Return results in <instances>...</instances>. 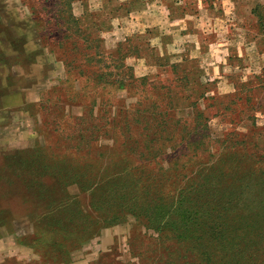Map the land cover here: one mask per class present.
Here are the masks:
<instances>
[{
  "label": "rangeland",
  "instance_id": "374dc122",
  "mask_svg": "<svg viewBox=\"0 0 264 264\" xmlns=\"http://www.w3.org/2000/svg\"><path fill=\"white\" fill-rule=\"evenodd\" d=\"M40 2L0 0V264H143L139 254L178 249L173 237L156 241L144 219L108 221L112 209L103 199L91 207L97 192L87 180L102 171L88 165L90 157L70 163L64 146L72 129L59 120L80 115L92 96L111 102L100 108L110 121L101 131L109 137L98 143L102 168L117 156L101 147L113 146L117 111L132 106L139 92L106 88L99 95L92 78L113 63L93 60L86 67V52L70 49L51 15L39 12ZM72 14L102 42L106 58L122 48L134 78L180 79L175 117L191 118L187 106L197 102L211 139L219 141L214 150L245 142L247 153L255 146L264 154V0H78ZM175 16L181 18L172 22ZM69 62L93 77L78 75ZM60 102L63 111L56 110Z\"/></svg>",
  "mask_w": 264,
  "mask_h": 264
},
{
  "label": "trees",
  "instance_id": "16d2710c",
  "mask_svg": "<svg viewBox=\"0 0 264 264\" xmlns=\"http://www.w3.org/2000/svg\"><path fill=\"white\" fill-rule=\"evenodd\" d=\"M35 1H41L39 12L51 15L58 30L63 31L62 38L70 43V49L86 52V67L93 60L109 59L113 63L95 78L90 70L73 62L67 64L78 75L87 72L88 79L93 77L99 95L106 88L129 92L131 87L139 92L132 106L125 108L123 104L117 111L115 126L111 127L116 130V137L111 138L113 146H101L103 150L113 149L117 156L102 168L97 166L105 152L98 143L101 137H109L108 132L101 131L110 121L101 115L100 108L109 107L111 102L104 96L99 100L92 96L82 104L80 115L61 116L59 120L58 125L64 126L68 120L72 129L64 146L70 163L78 157H90L88 165L102 171L98 178L89 174L87 180L95 183L97 192L95 198L90 194L91 207L103 199V204L112 209L107 213L108 221L141 218L147 230L157 233L156 241L176 239L179 248L172 252H158L152 257L139 254L143 264H264V154L258 153L255 146L247 153L245 142L238 148L230 143L232 147L214 150L219 141L211 139L207 117L197 102L187 106L193 111L191 118L175 117L176 109L182 106L173 94L179 86L176 82L181 80L165 84L161 79L154 83L148 77L134 78L119 45L106 58L102 42L83 31L72 14V5L78 0ZM176 69L171 67L174 75ZM183 79L188 81L185 75ZM60 105L56 110L63 111ZM80 124L83 127H78ZM243 158L249 162L242 163Z\"/></svg>",
  "mask_w": 264,
  "mask_h": 264
},
{
  "label": "crops",
  "instance_id": "0c3cea01",
  "mask_svg": "<svg viewBox=\"0 0 264 264\" xmlns=\"http://www.w3.org/2000/svg\"><path fill=\"white\" fill-rule=\"evenodd\" d=\"M158 2H162V3H164V2H166V1H170V0H157ZM174 1H179V0H171V2H174ZM120 4V3H119ZM180 16H175V17H171V20H172V22L173 21H179L180 20Z\"/></svg>",
  "mask_w": 264,
  "mask_h": 264
}]
</instances>
